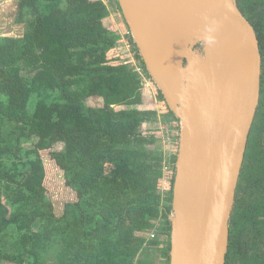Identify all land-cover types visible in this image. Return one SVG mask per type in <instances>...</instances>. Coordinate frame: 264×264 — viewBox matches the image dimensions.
Listing matches in <instances>:
<instances>
[{"label":"trees","instance_id":"obj_1","mask_svg":"<svg viewBox=\"0 0 264 264\" xmlns=\"http://www.w3.org/2000/svg\"><path fill=\"white\" fill-rule=\"evenodd\" d=\"M236 1L256 31L262 56L261 99L238 186L242 176L254 179L258 185L264 163L260 159L245 168V161L249 157L257 158V148L251 139L259 117L264 115V0ZM44 4L53 7L41 12ZM18 7L22 16L32 13L34 21L27 26V39L21 40L14 57L0 62V137H12L9 144L0 140V159L15 148L22 151L13 168L0 169L6 187L13 186L14 190L6 202L0 197V232L13 225L31 230L40 221L62 231L70 229L75 238L84 242L102 230L115 232L121 222L136 214L154 220L164 218L171 231L173 196L168 204H162L161 197L151 188H147L144 196L136 192L134 167L138 166L130 159L132 137L137 135L146 117L155 112L135 108L143 103L139 74L124 64L112 63L109 58L120 36L104 24L108 16L104 1L21 0ZM6 42L7 38H0V45ZM143 66L146 67L144 62ZM33 96L39 98L30 112L28 106ZM94 97L103 100L108 116L91 118L83 114L86 101ZM159 99L165 101L161 92ZM123 105L134 108L115 109ZM25 141L36 142L31 148H22ZM60 143L64 144V150L55 151L54 146ZM20 165L26 174L20 171ZM47 167L50 174L61 173L65 186L76 196L63 204L59 214L52 212L50 206L45 209L42 202L41 188L47 178ZM20 178H24L22 182ZM132 191L135 196L131 195ZM234 210L235 206L230 242L238 228ZM71 215H75L73 222ZM169 247L171 250V243ZM116 248L112 247V253ZM81 251L75 255L67 253L68 264L77 261L127 264L120 250L122 256L117 258L113 253L111 260L95 252L81 258ZM106 251L111 250L106 248ZM231 253L228 249L226 264ZM3 259L15 260L7 254L0 257V262Z\"/></svg>","mask_w":264,"mask_h":264},{"label":"water","instance_id":"obj_2","mask_svg":"<svg viewBox=\"0 0 264 264\" xmlns=\"http://www.w3.org/2000/svg\"><path fill=\"white\" fill-rule=\"evenodd\" d=\"M182 125L170 264H226L230 221L261 99L262 56L236 0H117Z\"/></svg>","mask_w":264,"mask_h":264},{"label":"rangeland","instance_id":"obj_3","mask_svg":"<svg viewBox=\"0 0 264 264\" xmlns=\"http://www.w3.org/2000/svg\"><path fill=\"white\" fill-rule=\"evenodd\" d=\"M20 1L0 0V38H7V42L0 45V62L14 57L21 40L27 39L29 33L27 26L34 21L32 13L23 16L19 13ZM104 3L108 11L104 24L120 36L117 46L110 51L109 58L112 63L124 64L139 74L143 86V103L135 108L155 112L146 117L137 135L132 137L130 159L138 166L134 167L137 173L136 192L144 196L147 188H151V191L161 197L162 204H168L174 191L182 125L175 114L169 113L167 103L159 99L160 91L147 68L143 66L140 52L133 44L131 31L117 0H105ZM52 7V4H44L41 12H48ZM38 98L33 96L30 99L28 106L30 112ZM133 108L130 105L115 107L116 110ZM82 112L91 118L95 115L108 116L104 102L99 97L88 99ZM10 136H1V142L11 143ZM36 141L22 142L21 147L31 148ZM251 143L257 148L255 150L257 158L255 160L249 157L245 161V168L257 164L260 159L261 163H264L263 114L254 128ZM64 148V144L61 143L54 146V150L58 152H62ZM20 150L15 148L13 153L1 157L0 169L13 168L14 163L22 157ZM20 169L25 173L23 165H20ZM46 172L47 178L41 188L42 202L45 209L50 206L52 212L59 214L63 210V204L73 201L76 196L65 186L61 173L53 171L50 174L48 167ZM22 179L24 178H20L19 181L22 182ZM259 179L261 181L257 185L253 182L254 179L242 176L237 188L234 211L238 228L233 240L231 242L229 240V251L232 250L229 264H264V169L261 170ZM13 191V186L6 187L0 177L1 199L6 202L7 196H13ZM134 191L131 193L132 196H135ZM74 218L75 215H71L72 222ZM153 234L156 236L154 239ZM170 241L171 231L166 220L149 219L145 214L133 215L131 219L121 222L115 232L102 230L84 242L79 237L75 238L70 229L62 231L61 228L37 221L31 230H21L19 226L13 225L0 232V257L7 254L14 256L15 259H3L0 264H68L66 254L75 255L78 250H82L81 258L95 252L106 260H111L113 253L117 258L122 256L120 250L126 256L127 264H169ZM83 243L85 246H81ZM114 246L117 250L112 253ZM106 248H110L111 251L107 252Z\"/></svg>","mask_w":264,"mask_h":264},{"label":"built area","instance_id":"obj_4","mask_svg":"<svg viewBox=\"0 0 264 264\" xmlns=\"http://www.w3.org/2000/svg\"><path fill=\"white\" fill-rule=\"evenodd\" d=\"M155 237H156V236L153 234V235H152V239H154Z\"/></svg>","mask_w":264,"mask_h":264},{"label":"crops","instance_id":"obj_5","mask_svg":"<svg viewBox=\"0 0 264 264\" xmlns=\"http://www.w3.org/2000/svg\"><path fill=\"white\" fill-rule=\"evenodd\" d=\"M103 1H105V0H103Z\"/></svg>","mask_w":264,"mask_h":264}]
</instances>
